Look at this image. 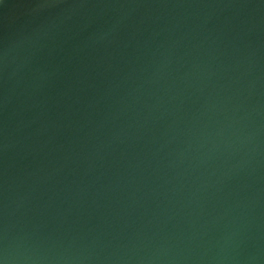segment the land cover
<instances>
[{
	"label": "water",
	"instance_id": "water-1",
	"mask_svg": "<svg viewBox=\"0 0 264 264\" xmlns=\"http://www.w3.org/2000/svg\"><path fill=\"white\" fill-rule=\"evenodd\" d=\"M0 264H264V0H0Z\"/></svg>",
	"mask_w": 264,
	"mask_h": 264
}]
</instances>
